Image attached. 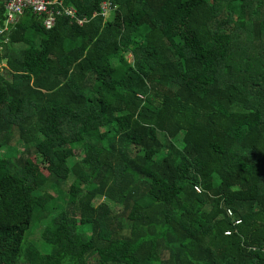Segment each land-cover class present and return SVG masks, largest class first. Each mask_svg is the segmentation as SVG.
Wrapping results in <instances>:
<instances>
[{"label":"trees","instance_id":"1","mask_svg":"<svg viewBox=\"0 0 264 264\" xmlns=\"http://www.w3.org/2000/svg\"><path fill=\"white\" fill-rule=\"evenodd\" d=\"M62 2L0 35V264H264V0Z\"/></svg>","mask_w":264,"mask_h":264},{"label":"built area","instance_id":"2","mask_svg":"<svg viewBox=\"0 0 264 264\" xmlns=\"http://www.w3.org/2000/svg\"><path fill=\"white\" fill-rule=\"evenodd\" d=\"M111 2L106 1L103 5V14L107 17L111 11ZM5 21L0 26V35L13 28L19 17L27 10H31L36 15L43 16V25L51 29L57 16L66 15L80 24L85 23L86 19L78 16V11L72 6H66L62 0H4Z\"/></svg>","mask_w":264,"mask_h":264},{"label":"rangeland","instance_id":"3","mask_svg":"<svg viewBox=\"0 0 264 264\" xmlns=\"http://www.w3.org/2000/svg\"><path fill=\"white\" fill-rule=\"evenodd\" d=\"M254 2V6H256V2L255 0H253ZM261 9L262 11H264V6L262 5L261 6ZM258 18V17H257ZM259 21H262V23H264V13H261L259 14ZM129 58H131V56H129ZM180 142H182V139H180ZM82 151V150H81ZM79 151V152H81ZM44 225H45V222H42L41 224H39L37 226V228L35 229V231L32 233V235L30 236V238L39 246L43 249L46 248L45 244L42 243V240H41V234H42V231L44 229Z\"/></svg>","mask_w":264,"mask_h":264},{"label":"crops","instance_id":"4","mask_svg":"<svg viewBox=\"0 0 264 264\" xmlns=\"http://www.w3.org/2000/svg\"><path fill=\"white\" fill-rule=\"evenodd\" d=\"M4 0H0V4H3ZM25 18V14H23L21 17L18 18L17 22H19L20 19ZM9 31V30H8Z\"/></svg>","mask_w":264,"mask_h":264}]
</instances>
